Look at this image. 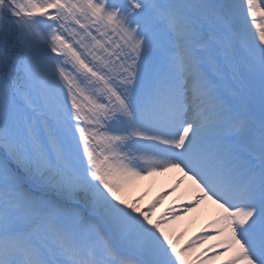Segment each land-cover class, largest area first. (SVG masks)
Returning <instances> with one entry per match:
<instances>
[{
  "label": "snow or ice",
  "instance_id": "1",
  "mask_svg": "<svg viewBox=\"0 0 264 264\" xmlns=\"http://www.w3.org/2000/svg\"><path fill=\"white\" fill-rule=\"evenodd\" d=\"M173 170L264 264V0H0V264H188Z\"/></svg>",
  "mask_w": 264,
  "mask_h": 264
},
{
  "label": "bare ground",
  "instance_id": "2",
  "mask_svg": "<svg viewBox=\"0 0 264 264\" xmlns=\"http://www.w3.org/2000/svg\"><path fill=\"white\" fill-rule=\"evenodd\" d=\"M173 171H175V170H173ZM147 178H149V179L158 178V175H155V176H152V177H147ZM147 178H143V179L135 181L133 186L129 188L131 190V192L139 193L140 192V188L141 187H145L146 184H148V180H146ZM161 180L164 181V185H168L169 184L167 179L162 178ZM187 184L190 185V182L187 181ZM217 216H218L217 207L215 205L213 207H211L209 204L204 203V204H201L200 207L196 208L192 212V214L190 216H185L183 218L182 217L178 218L177 222L180 223V224L190 223L192 218H197L198 225H202L203 223H207L209 220L217 218ZM214 226H215V224H213V226H212L213 229L215 228ZM216 227H217V225H216ZM218 239H222V237H220ZM194 253H195V251L191 250L190 253H187V255L189 257L197 258V256H194ZM216 259L217 260H214L212 262V264H214V263L224 264V261L227 259V257L225 255H219L218 257H216Z\"/></svg>",
  "mask_w": 264,
  "mask_h": 264
}]
</instances>
